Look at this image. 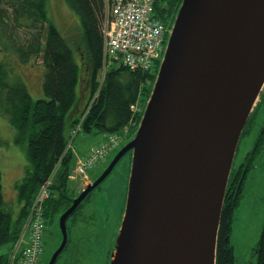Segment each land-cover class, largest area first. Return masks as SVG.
I'll use <instances>...</instances> for the list:
<instances>
[{"label": "water", "instance_id": "water-1", "mask_svg": "<svg viewBox=\"0 0 264 264\" xmlns=\"http://www.w3.org/2000/svg\"><path fill=\"white\" fill-rule=\"evenodd\" d=\"M264 87V0H181L133 137L57 218L67 219L131 155L108 264H216L225 190Z\"/></svg>", "mask_w": 264, "mask_h": 264}, {"label": "trees", "instance_id": "trees-1", "mask_svg": "<svg viewBox=\"0 0 264 264\" xmlns=\"http://www.w3.org/2000/svg\"><path fill=\"white\" fill-rule=\"evenodd\" d=\"M2 1L0 54L8 55L11 51L22 65L40 59L43 66V98L34 100L25 83L16 75L20 74L16 70L13 72L16 67L11 68L6 60L0 62V112L7 116L15 131V144H25L27 158L24 176L16 184L20 210L15 219L4 203L0 172V249L7 247L0 253V264H8L6 251L17 244L39 187L51 173L56 170L57 183L51 186V196L45 202V226L53 225L70 206L71 199L80 192L73 195L67 193V177L73 165V154L67 145L70 141L72 143V131L80 124L78 132L106 136L100 145L110 135L128 126L129 132L124 137L131 139L156 74L112 66L105 72L102 84L98 87L96 76L103 63L101 25L105 0H65L77 15L81 28L80 36L73 43H68L51 22L46 0ZM180 3L181 0L155 1L156 18L168 30ZM166 6L170 10L168 15L163 14ZM9 24H13L23 36L9 35ZM136 104H139L138 110H134ZM262 110L264 87L242 134H246L253 117ZM249 168L250 163L246 159L228 181L218 227L216 264H234L230 234L234 211L241 198L243 180ZM84 202L73 215L78 213ZM254 255L255 264H264V219Z\"/></svg>", "mask_w": 264, "mask_h": 264}, {"label": "rangeland", "instance_id": "rangeland-1", "mask_svg": "<svg viewBox=\"0 0 264 264\" xmlns=\"http://www.w3.org/2000/svg\"><path fill=\"white\" fill-rule=\"evenodd\" d=\"M0 5L3 1L0 0ZM47 14L60 34L68 43H73L81 34L77 15L69 8L65 0H46ZM11 19V16H10ZM10 25V24H9ZM6 26V30L8 29ZM9 35L22 37L23 34L10 25ZM0 54V62L6 60L11 68L25 83L34 100L43 98L42 79L43 66L41 60L27 65L18 63L15 54ZM139 104L134 106L138 110ZM261 122L254 120L247 133L240 138L235 154L233 168H238L248 154L255 148L258 128ZM121 133V131H119ZM14 134L6 115L0 112V172L2 194L6 207L12 211L13 218L19 215L20 205L17 198L16 184L23 178L27 166L25 144L17 145ZM106 136L101 134H83L78 132L72 139V147L78 155L94 148ZM123 139V138H122ZM130 138L124 140L106 159L89 172L91 180L95 179L111 158ZM131 156L125 155L116 165L106 180L94 190L89 199L84 202L77 214L67 221L69 240L65 250L55 264H108L109 254L122 217L127 181L129 177ZM56 177V176H55ZM55 183V180L53 181ZM69 182V181H68ZM57 183V179H56ZM81 188L73 180L68 183L67 193L73 195ZM264 219V142L258 147L251 158V167L243 182L241 198L234 211L230 234V244L233 248L234 264H255L254 248L260 236ZM44 253L40 264H45L60 242L57 221L45 226ZM15 246L9 247L8 264ZM5 248L0 249L3 253Z\"/></svg>", "mask_w": 264, "mask_h": 264}, {"label": "built area", "instance_id": "built-area-1", "mask_svg": "<svg viewBox=\"0 0 264 264\" xmlns=\"http://www.w3.org/2000/svg\"><path fill=\"white\" fill-rule=\"evenodd\" d=\"M156 0H105L103 37L107 69L98 71L96 82L101 86L105 72L112 66H123L132 71L156 74L162 58L168 28L154 12ZM80 130V124L72 131V139ZM129 128L121 133L110 135L100 145L78 155L67 145L73 154V165L68 181L79 183L84 189L91 181L89 172L95 169L107 154L118 146L127 135ZM56 170L41 184L29 208L19 240L10 256L9 264H39L44 250V207L51 196V186L56 183ZM55 180V183L53 182Z\"/></svg>", "mask_w": 264, "mask_h": 264}, {"label": "flooded vegetation", "instance_id": "flooded-vegetation-1", "mask_svg": "<svg viewBox=\"0 0 264 264\" xmlns=\"http://www.w3.org/2000/svg\"><path fill=\"white\" fill-rule=\"evenodd\" d=\"M163 11H164V15H168L169 14V12H170V10H169V8L166 6V7H164L163 8ZM259 100V99H258ZM258 102V101H257ZM257 104V103H256ZM256 106V105H255ZM255 108V107H254ZM253 112V111H252ZM251 115V114H250ZM254 120H255V122L256 121H258L259 120V122H261L260 123V125H259V128H258V135H257V139H256V142H255V148H254V150H253V152L251 153V154H248L247 156H246V158H245V161H246V159L249 161V163H250V167H251V158H252V156H253V154L257 151V149H258V147L264 142V110H262V111H259L254 117H253V120H252V123L254 122ZM251 123V124H252ZM247 133V132H246ZM242 135H244V134H242ZM241 135V136H242ZM243 137V136H242ZM241 137V138H242ZM234 162V161H233ZM244 163V162H243ZM242 163V164H243ZM241 164V165H242ZM240 165V166H241ZM240 166L238 167V168H236V169H234L233 168V164H232V168H231V171H230V175H229V179H230V177L232 176V175H234L235 173H237L238 172V170L240 169ZM250 169V168H249ZM249 169H248V171H249ZM248 171H247V173H248ZM247 176V175H246ZM246 178V177H245ZM229 179H228V181H229ZM245 180V179H244ZM244 180H243V182H244ZM242 187H243V185H242ZM98 189V188H97Z\"/></svg>", "mask_w": 264, "mask_h": 264}, {"label": "bare ground", "instance_id": "bare-ground-1", "mask_svg": "<svg viewBox=\"0 0 264 264\" xmlns=\"http://www.w3.org/2000/svg\"><path fill=\"white\" fill-rule=\"evenodd\" d=\"M103 22H104V19H103L102 25H101L102 37H103ZM102 54H103V63H102V67L100 68L99 71H103L104 72L107 69V66H105V64H106V57H105V52H104V37H103ZM96 95H97V93H96ZM96 95H95V97H96Z\"/></svg>", "mask_w": 264, "mask_h": 264}, {"label": "crops", "instance_id": "crops-1", "mask_svg": "<svg viewBox=\"0 0 264 264\" xmlns=\"http://www.w3.org/2000/svg\"><path fill=\"white\" fill-rule=\"evenodd\" d=\"M77 60H78V59H77ZM99 143H100V142H99ZM85 153H86V152H85ZM83 154H84V153H83ZM83 154H81V155H83ZM9 250H10V249H9ZM9 250H8V251H9ZM8 251H7V252H8Z\"/></svg>", "mask_w": 264, "mask_h": 264}]
</instances>
